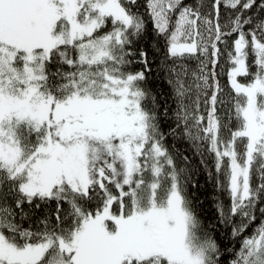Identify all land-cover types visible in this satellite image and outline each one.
<instances>
[{
	"label": "snow or ice",
	"instance_id": "snow-or-ice-1",
	"mask_svg": "<svg viewBox=\"0 0 264 264\" xmlns=\"http://www.w3.org/2000/svg\"><path fill=\"white\" fill-rule=\"evenodd\" d=\"M0 264H264V0H0Z\"/></svg>",
	"mask_w": 264,
	"mask_h": 264
},
{
	"label": "trees",
	"instance_id": "trees-1",
	"mask_svg": "<svg viewBox=\"0 0 264 264\" xmlns=\"http://www.w3.org/2000/svg\"><path fill=\"white\" fill-rule=\"evenodd\" d=\"M179 146V145H178ZM252 231V228H249L243 235H248L250 232ZM239 245L237 244V247H238Z\"/></svg>",
	"mask_w": 264,
	"mask_h": 264
}]
</instances>
